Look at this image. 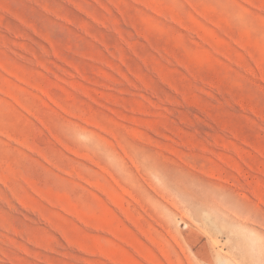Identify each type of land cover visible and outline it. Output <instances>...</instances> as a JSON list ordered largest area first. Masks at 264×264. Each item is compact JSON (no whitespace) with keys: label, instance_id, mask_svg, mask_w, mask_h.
Segmentation results:
<instances>
[{"label":"rangeland","instance_id":"rangeland-1","mask_svg":"<svg viewBox=\"0 0 264 264\" xmlns=\"http://www.w3.org/2000/svg\"><path fill=\"white\" fill-rule=\"evenodd\" d=\"M260 254L264 0H0V264Z\"/></svg>","mask_w":264,"mask_h":264},{"label":"bare ground","instance_id":"bare-ground-1","mask_svg":"<svg viewBox=\"0 0 264 264\" xmlns=\"http://www.w3.org/2000/svg\"><path fill=\"white\" fill-rule=\"evenodd\" d=\"M183 223H184V222H183ZM183 223H182V224H183ZM186 224H187V223H186ZM184 226H185V225H184ZM184 226H183V228L186 227V226H185V227H184ZM197 240H198V239H197ZM260 255H261V254H260ZM261 259L264 261V255H261ZM218 260H219V258H218ZM259 260H260V259H259ZM260 261H261V260H260ZM218 264H229V263L226 262V261L223 260V259H220V260L218 261Z\"/></svg>","mask_w":264,"mask_h":264}]
</instances>
